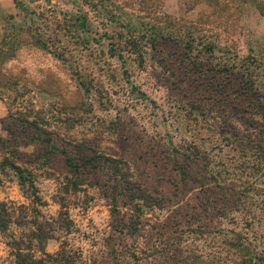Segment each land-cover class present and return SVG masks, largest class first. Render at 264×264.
Listing matches in <instances>:
<instances>
[{
    "label": "rangeland",
    "instance_id": "374dc122",
    "mask_svg": "<svg viewBox=\"0 0 264 264\" xmlns=\"http://www.w3.org/2000/svg\"><path fill=\"white\" fill-rule=\"evenodd\" d=\"M25 2L29 16L0 0V136L18 146L43 202L32 204L12 172L0 174V201L55 219L45 250L54 253L65 241L75 264H264V134L246 137L245 126L247 99L263 97L249 92L237 105L218 102L182 78L190 58L181 60V42L149 38V26L159 24L175 40L192 32L214 41L217 57L248 65L260 95L264 16L193 0ZM162 13L172 22L163 24ZM77 16L88 24L69 29ZM12 23L32 30L18 33L19 49L9 57L4 40ZM30 34L63 57L31 46ZM19 112L38 118L47 133L35 138L18 128L12 116ZM261 116L252 119L260 124ZM11 124L13 136L5 130ZM73 174L89 185L67 188ZM140 190L150 195L146 206ZM58 200L68 216H59ZM20 229L0 231L1 264L14 263L10 241Z\"/></svg>",
    "mask_w": 264,
    "mask_h": 264
},
{
    "label": "trees",
    "instance_id": "16d2710c",
    "mask_svg": "<svg viewBox=\"0 0 264 264\" xmlns=\"http://www.w3.org/2000/svg\"><path fill=\"white\" fill-rule=\"evenodd\" d=\"M25 1L28 0H13L15 7L22 10L26 16H29L32 10H29L28 5ZM195 3L203 2L210 8L214 10L217 9L219 11L226 10L230 5L233 4L235 7L240 10H252L258 13L261 16H264V0H193ZM158 15V14H157ZM35 16V13H33ZM84 18V14L80 15ZM9 18H12V15H8ZM162 18L161 21L165 23H171V19H169V15L163 14L160 16ZM3 20L0 17V29H3L2 25L4 24ZM75 21L78 23H73L70 27L73 28L78 27V25L86 26L87 19L83 24L81 23V19L77 16ZM175 22L172 24L174 25ZM171 24V25H172ZM166 25V24H165ZM7 28L12 30V35L6 40L5 35V42L7 47H9L8 51L10 52L9 57H12L15 52L19 49V47H15V44L19 41L17 39V35L19 32H27L32 30L30 26H19L15 24H8ZM196 28L202 30L200 28V22L196 25ZM165 28L161 25H150L149 26V38L156 40L155 43H165L166 40H173L178 46L179 42L180 47H182L180 51L181 60H185L188 57V61L184 63L182 66L183 76L182 78L189 82V85L193 86V88H197L201 85V89L205 91L208 89L210 93L218 102H225L227 103L228 100H231L235 105H237L235 99L241 98L243 95L247 96L250 93L257 98L263 97V101L258 103L251 102L252 100H248L245 104L247 109H249L250 117L246 119V137H255L256 135L262 136L264 134V93H257L258 88L253 87V83L255 79H252L249 75L248 65H238L236 61H232L233 59L226 57V55H221L217 57L215 50L216 46L214 41L212 40H205L202 37L195 38L192 36V32H187L184 37H181L179 40L174 39V35H176L175 31L173 30H164ZM88 28H85L84 31H87ZM35 36V34L33 33ZM31 34L27 37L28 40L34 41L31 43V46L45 48V50L51 53L54 57L62 58L63 53L60 50L51 49L48 47L46 42L40 41V36L34 38V36L30 37ZM28 41V42H30ZM110 44V43H109ZM113 56L115 53V48L111 44L109 49ZM194 57H191V53H194ZM217 58L218 60H216ZM63 62V60H61ZM171 70L173 68L170 67ZM240 70L241 78L233 77L237 74V71ZM237 81L238 85L234 83ZM262 85V90H264V84ZM250 92V93H249ZM264 92V91H262ZM205 94V93H203ZM202 95V94H201ZM244 96V97H245ZM246 109V110H247ZM263 115L261 116L260 124L252 119L255 114ZM12 121H15L19 124L18 128L26 129L30 128L29 130L33 131L35 138H40L41 135L47 133V131L40 126L38 123V118L28 117L24 114L19 112L17 116H12ZM251 125V126H250ZM13 125H8L5 128L7 133H10L12 136L14 135V130L11 129ZM264 136V135H263ZM45 141H50V138L47 137ZM255 142V140L251 141ZM15 142L12 138H5L0 136V174L5 175L7 172H12L11 174L17 178V183L19 187L23 190V193L26 197L30 198L32 204H42L43 201L39 198L37 187L35 185V175L32 169H29L26 165L20 161V151L18 146L15 147ZM17 145V144H16ZM55 148V147H54ZM61 152L65 156L66 164L73 170H77L78 166L72 158L67 155L68 152L64 149H60ZM105 155H101L103 158ZM107 157V156H105ZM84 159V165L90 162V158L82 157ZM111 160H116L119 163H122L125 166V162L122 159H117L113 157H108ZM67 188H70L73 191H79L82 189L80 186L83 184L89 185L84 178H82L79 174H73L71 177L68 178ZM1 182V177H0ZM129 182V181H128ZM143 194H137V197L141 200L143 205H147L148 198L150 195L145 194L144 191H141ZM146 203H144V201ZM61 211H59L60 215L68 216V211H63L65 205L62 201H57ZM27 206L23 204H15L8 201H0V231L4 232L9 230L12 226L21 228V233L18 236L14 237L10 241V244L13 243L14 245V263L13 264H75L73 261V257L69 251L64 249L65 241L61 242L58 250L54 253H49L45 250V243L48 239L54 236L53 233V226H51L52 222L55 219H51L49 221L46 219L45 221H41L38 219V212L33 216L29 214L27 210ZM32 216V217H31ZM65 218V217H64ZM65 219V224H66ZM48 222H51L48 223ZM68 223V222H67ZM47 226V227H46ZM36 251L39 252L36 255ZM75 260V259H74ZM1 264V263H0Z\"/></svg>",
    "mask_w": 264,
    "mask_h": 264
}]
</instances>
